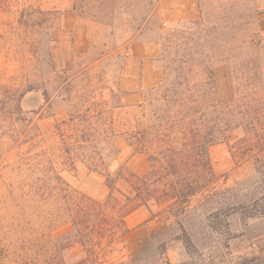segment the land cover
I'll return each mask as SVG.
<instances>
[{
	"label": "rangeland",
	"instance_id": "obj_1",
	"mask_svg": "<svg viewBox=\"0 0 264 264\" xmlns=\"http://www.w3.org/2000/svg\"><path fill=\"white\" fill-rule=\"evenodd\" d=\"M144 63L159 81L149 75L146 87L126 90ZM209 69L221 103L237 91L264 96V0H0V264L264 260V240L250 232L264 216L247 218L264 213V165L234 158L240 133L209 148L217 186L190 204L182 239L173 220L148 223L140 208L120 242L88 255L71 222L77 198L106 202L103 175L123 166L140 177L152 172L150 156L135 154L123 136L149 123L152 91H212ZM99 112L105 120L92 123L101 142L66 166L57 126L69 137L72 117ZM90 157L103 162L92 166ZM161 245L166 254L156 255Z\"/></svg>",
	"mask_w": 264,
	"mask_h": 264
},
{
	"label": "trees",
	"instance_id": "obj_2",
	"mask_svg": "<svg viewBox=\"0 0 264 264\" xmlns=\"http://www.w3.org/2000/svg\"><path fill=\"white\" fill-rule=\"evenodd\" d=\"M23 18L30 17L23 15ZM205 76L204 86L212 91H152L154 97L148 101L152 107L149 123L124 133L125 143L135 154L150 156L154 168L149 175L137 176L123 166L114 175H103L110 191L105 203L86 197L74 200L71 222L84 240L82 244L88 255L96 248L105 250L120 242L129 233L126 219L140 208L148 210V223L173 220L178 227V240L187 235L189 229L184 222L192 216L190 204L200 194L211 196L217 186L209 157V148L213 145L221 141L229 144L240 133L239 149L231 148L234 158L264 165V96L256 91H237L235 100L221 103L213 71L207 70ZM17 103L20 108V100ZM104 118L102 112L72 117L69 137H65L61 124L57 126L62 143L68 148L66 166L75 167L82 161L79 152L85 153L101 142L94 140L92 121ZM105 129L103 133H107ZM94 154L100 157L97 152ZM89 162L97 166L103 159L90 157ZM57 180L61 182L58 176ZM108 209L114 212L112 216L105 214ZM209 214L213 215L212 211ZM261 216L264 213L256 209L247 218ZM211 230L216 231L213 227ZM165 254L166 246L158 247L156 255ZM237 260L235 264L264 262L258 255L241 256Z\"/></svg>",
	"mask_w": 264,
	"mask_h": 264
},
{
	"label": "crops",
	"instance_id": "obj_3",
	"mask_svg": "<svg viewBox=\"0 0 264 264\" xmlns=\"http://www.w3.org/2000/svg\"><path fill=\"white\" fill-rule=\"evenodd\" d=\"M191 14H192V17H190L188 19L197 20V15H195V14L193 15V12ZM141 74L142 75H141L140 79L138 81L137 80L134 81V86L132 89H129L128 87L125 89L126 90H134V91H130V92H135V90H138L142 87L147 86L146 79L148 78L149 75L154 76V82L159 81V78L161 76L158 71H156L155 69H152V66L147 64V63H144ZM123 86H125V80L123 81ZM132 215H130L126 219V222L131 218ZM250 232L254 236V240H256L257 243L258 242H259V244L262 243L264 240V218L260 219V220L253 221L250 224ZM257 243H256V246L257 245L259 246V244H257Z\"/></svg>",
	"mask_w": 264,
	"mask_h": 264
}]
</instances>
